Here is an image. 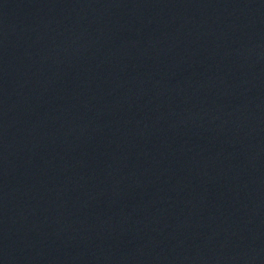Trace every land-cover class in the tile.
Returning <instances> with one entry per match:
<instances>
[{
  "label": "water",
  "instance_id": "obj_1",
  "mask_svg": "<svg viewBox=\"0 0 264 264\" xmlns=\"http://www.w3.org/2000/svg\"><path fill=\"white\" fill-rule=\"evenodd\" d=\"M0 264H264V0H0Z\"/></svg>",
  "mask_w": 264,
  "mask_h": 264
}]
</instances>
